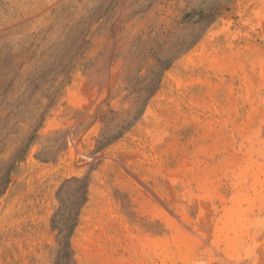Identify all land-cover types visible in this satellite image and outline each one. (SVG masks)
Returning a JSON list of instances; mask_svg holds the SVG:
<instances>
[{
    "label": "rangeland",
    "instance_id": "rangeland-1",
    "mask_svg": "<svg viewBox=\"0 0 264 264\" xmlns=\"http://www.w3.org/2000/svg\"><path fill=\"white\" fill-rule=\"evenodd\" d=\"M8 169L0 264H264V0H0Z\"/></svg>",
    "mask_w": 264,
    "mask_h": 264
},
{
    "label": "trees",
    "instance_id": "trees-1",
    "mask_svg": "<svg viewBox=\"0 0 264 264\" xmlns=\"http://www.w3.org/2000/svg\"><path fill=\"white\" fill-rule=\"evenodd\" d=\"M19 158H20V155H17L15 157L16 160ZM9 171L10 169H8L3 175H0V183L2 185L7 184L8 182L7 178L9 176ZM72 180H75L82 184V180L79 178H73ZM83 187H86V185L85 186L83 185ZM58 212H56V214ZM62 218L64 219V225L56 226L57 228V235H56L57 248L55 250L54 264H73L72 250H71L69 238L71 235V231L76 224V218L75 219H73V217L68 218V216H64V215H62Z\"/></svg>",
    "mask_w": 264,
    "mask_h": 264
}]
</instances>
